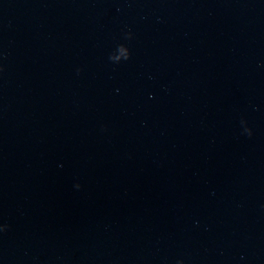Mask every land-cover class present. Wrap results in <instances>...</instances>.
Returning <instances> with one entry per match:
<instances>
[{"label":"water","instance_id":"water-1","mask_svg":"<svg viewBox=\"0 0 264 264\" xmlns=\"http://www.w3.org/2000/svg\"><path fill=\"white\" fill-rule=\"evenodd\" d=\"M0 264H264V0H0Z\"/></svg>","mask_w":264,"mask_h":264}]
</instances>
